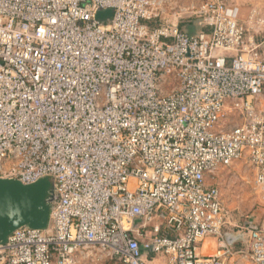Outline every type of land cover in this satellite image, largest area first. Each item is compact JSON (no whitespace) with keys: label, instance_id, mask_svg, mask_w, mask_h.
I'll use <instances>...</instances> for the list:
<instances>
[{"label":"built area","instance_id":"1","mask_svg":"<svg viewBox=\"0 0 264 264\" xmlns=\"http://www.w3.org/2000/svg\"><path fill=\"white\" fill-rule=\"evenodd\" d=\"M164 3L0 0V179H49L56 197L47 229L15 230L0 264H78L87 249L120 264H264V230L227 244L214 183L245 161L264 191V56L227 0L172 23ZM185 14L201 32L180 30Z\"/></svg>","mask_w":264,"mask_h":264},{"label":"rangeland","instance_id":"2","mask_svg":"<svg viewBox=\"0 0 264 264\" xmlns=\"http://www.w3.org/2000/svg\"><path fill=\"white\" fill-rule=\"evenodd\" d=\"M205 0H165L163 4V22H174V14L180 9L196 8ZM229 4L240 10V20L248 29V36L254 38L259 46V53L264 56V0H227ZM187 15L186 19L195 21L196 32L199 27L196 17ZM181 21V20H180ZM189 23L180 24V30L186 31ZM259 106L264 108V97L259 100ZM222 194V203L226 211L227 224L225 232L237 233L245 226L264 230V191L255 184V173L245 161L234 163L221 169L214 181ZM216 241L206 242L199 253H212ZM238 245L237 249H241ZM214 250V249H213ZM78 264H120L98 249H87L78 255ZM229 264H250L248 260L235 257Z\"/></svg>","mask_w":264,"mask_h":264},{"label":"water","instance_id":"3","mask_svg":"<svg viewBox=\"0 0 264 264\" xmlns=\"http://www.w3.org/2000/svg\"><path fill=\"white\" fill-rule=\"evenodd\" d=\"M111 11L100 13L98 18H110ZM56 200L53 184L49 179H42L32 185H22L9 179H0V244L6 243L8 237L17 229L28 227L45 230L49 225L52 204ZM227 244L232 249L248 247L250 231L237 233L225 232Z\"/></svg>","mask_w":264,"mask_h":264},{"label":"trees","instance_id":"4","mask_svg":"<svg viewBox=\"0 0 264 264\" xmlns=\"http://www.w3.org/2000/svg\"><path fill=\"white\" fill-rule=\"evenodd\" d=\"M187 23H189L188 25H187V30L185 31H183V32H185V33H187V34H190V35H196V34H198L199 32H201L202 31V28L201 27H199V31L198 32H196V28H198V27H196L195 25V21H190V22H187ZM186 23V24H187Z\"/></svg>","mask_w":264,"mask_h":264},{"label":"crops","instance_id":"5","mask_svg":"<svg viewBox=\"0 0 264 264\" xmlns=\"http://www.w3.org/2000/svg\"><path fill=\"white\" fill-rule=\"evenodd\" d=\"M213 248V247H212Z\"/></svg>","mask_w":264,"mask_h":264}]
</instances>
